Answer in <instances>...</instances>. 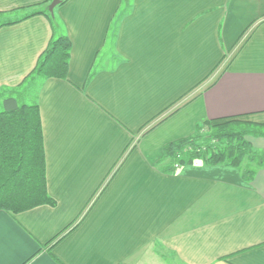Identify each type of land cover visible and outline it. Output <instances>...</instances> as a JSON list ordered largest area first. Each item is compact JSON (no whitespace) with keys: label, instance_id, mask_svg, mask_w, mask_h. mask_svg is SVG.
<instances>
[{"label":"crops","instance_id":"0c3cea01","mask_svg":"<svg viewBox=\"0 0 264 264\" xmlns=\"http://www.w3.org/2000/svg\"><path fill=\"white\" fill-rule=\"evenodd\" d=\"M47 1L0 0V20ZM52 17L71 44L65 80L32 76L48 17L0 28V110L35 84L55 201L0 211V264H264V168L244 182L162 161L203 121L264 126V0H67Z\"/></svg>","mask_w":264,"mask_h":264},{"label":"trees","instance_id":"16d2710c","mask_svg":"<svg viewBox=\"0 0 264 264\" xmlns=\"http://www.w3.org/2000/svg\"><path fill=\"white\" fill-rule=\"evenodd\" d=\"M66 1L62 0L60 5ZM40 14L51 21L54 35L39 57L32 76L40 81L49 78L65 80L71 44L58 32V25L47 7L14 21L0 20V28ZM17 97L3 98L0 110V211L14 215L40 206H55L46 188L38 105L20 103ZM249 137L264 138V126L238 119L203 121L195 126L192 136L163 147L162 161H167L164 172L174 174L181 167L200 161L208 166L236 168L244 182H251L256 171L264 168V152L255 151L247 140Z\"/></svg>","mask_w":264,"mask_h":264},{"label":"rangeland","instance_id":"374dc122","mask_svg":"<svg viewBox=\"0 0 264 264\" xmlns=\"http://www.w3.org/2000/svg\"><path fill=\"white\" fill-rule=\"evenodd\" d=\"M1 19H4V17H1ZM33 84H31L30 81H28L26 83V85L24 86V88H20L17 93L19 94L17 97L20 103H24V104H32V100H33V96L35 93V89L33 88ZM27 91V92H26ZM16 96V95H15ZM14 96V97H15ZM22 97V98H21ZM2 100V98L0 99ZM246 122V121H244ZM249 123V122H248ZM251 137H249L250 139ZM249 139H247L249 141ZM166 264H178L176 262V260H174L171 256H168L166 259ZM159 264H162L161 262H159Z\"/></svg>","mask_w":264,"mask_h":264},{"label":"water","instance_id":"95a60500","mask_svg":"<svg viewBox=\"0 0 264 264\" xmlns=\"http://www.w3.org/2000/svg\"><path fill=\"white\" fill-rule=\"evenodd\" d=\"M62 0H52V2L50 3V5L48 6V11L49 13L52 15L53 9L60 5Z\"/></svg>","mask_w":264,"mask_h":264}]
</instances>
